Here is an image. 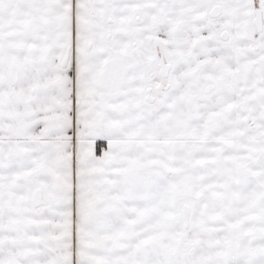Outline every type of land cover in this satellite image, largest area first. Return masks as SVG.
Here are the masks:
<instances>
[{
  "label": "snow or ice",
  "instance_id": "1",
  "mask_svg": "<svg viewBox=\"0 0 264 264\" xmlns=\"http://www.w3.org/2000/svg\"><path fill=\"white\" fill-rule=\"evenodd\" d=\"M0 264H264V0H0Z\"/></svg>",
  "mask_w": 264,
  "mask_h": 264
}]
</instances>
